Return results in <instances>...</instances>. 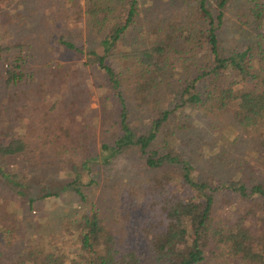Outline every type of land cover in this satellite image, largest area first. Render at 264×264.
I'll use <instances>...</instances> for the list:
<instances>
[{
    "label": "trees",
    "instance_id": "trees-1",
    "mask_svg": "<svg viewBox=\"0 0 264 264\" xmlns=\"http://www.w3.org/2000/svg\"><path fill=\"white\" fill-rule=\"evenodd\" d=\"M3 1L0 70L10 89L29 79L28 47L4 43L9 33L2 26L13 20ZM123 1L121 13L122 0L86 1L87 23L99 33L89 50L62 36L53 43L85 55L117 101L115 118L106 116L98 152H88L92 133L73 129L69 119L50 124L43 116L35 128L24 120V132L10 125L19 124L21 110H2L9 115L0 119V264H264V185L241 174L226 182L199 176L179 149L193 127L188 109L210 121L227 114L241 127L254 126L264 147V74L253 70L251 46L224 51L218 38L231 0H216L215 19L198 0L196 22L173 23L149 47L119 50L137 14V0ZM238 9L240 24L249 16L263 18L261 0H243ZM175 68L182 79L172 85L171 105L160 108L156 96ZM143 116L148 120L140 130ZM125 156H134L146 177L123 193L128 200L122 202L125 217L117 228L102 218L90 194L94 167ZM60 192L72 193L78 212L61 235L38 232L25 213Z\"/></svg>",
    "mask_w": 264,
    "mask_h": 264
},
{
    "label": "rangeland",
    "instance_id": "rangeland-1",
    "mask_svg": "<svg viewBox=\"0 0 264 264\" xmlns=\"http://www.w3.org/2000/svg\"><path fill=\"white\" fill-rule=\"evenodd\" d=\"M87 0H5L2 9L11 16L12 22L2 26L9 33L4 41L7 45L23 44L28 47L24 61L29 79L21 86L6 88L0 70V119L8 117L3 109L21 110L18 123L10 124L25 132V122L34 128L43 116L49 122L70 120L73 129H86L92 133L88 152H98L99 141L107 127L106 116L113 120L117 114V101L108 89L97 69L89 67L86 56L72 50L54 47L60 36L71 41L83 51L89 50L98 41L99 33L87 23ZM126 1V0H125ZM198 0H137V14L127 33L118 44L119 50L145 48L163 37L173 23L185 26L186 21H195L194 6ZM243 0H231L223 11V25L218 38L224 51L252 47L253 70L264 74V13L260 21L248 17L242 24L236 18L238 6ZM264 7V0H261ZM216 0H204L205 7L215 19ZM124 1L117 7L120 13ZM103 34L105 27L101 25ZM182 75L176 68L164 76L159 91L160 108L171 105L170 93L176 80ZM167 83H170V88ZM73 107L68 110L64 107ZM186 113L192 120L191 129L180 141L183 159L195 167L199 176H210L214 180L227 181L241 174L252 177L264 185V147L260 130L254 126L241 127L229 120L227 114H216L213 120L206 119L196 109ZM48 115V116H47ZM148 118L137 121L138 129L146 127ZM1 122V121H0ZM7 123V122H6ZM9 124V123H7ZM20 125L22 127H20ZM134 156L118 157L110 166L94 167L90 200L99 207L102 218L115 227H120L125 214L122 202L127 201L123 193L128 188H137L145 181L146 172ZM56 176V170L53 171ZM60 179L62 177L58 176ZM24 217L38 226V232H50L57 236L63 233L65 222L77 213L79 207L71 192H60L55 198L46 199ZM37 231H32L36 234ZM141 248V244L137 247ZM70 249V248H69Z\"/></svg>",
    "mask_w": 264,
    "mask_h": 264
}]
</instances>
